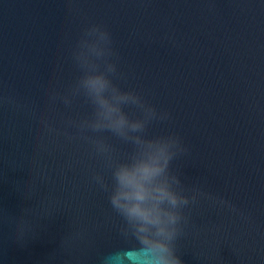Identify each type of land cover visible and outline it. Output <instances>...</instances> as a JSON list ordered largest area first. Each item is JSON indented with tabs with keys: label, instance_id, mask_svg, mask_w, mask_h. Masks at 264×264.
Segmentation results:
<instances>
[{
	"label": "water",
	"instance_id": "95a60500",
	"mask_svg": "<svg viewBox=\"0 0 264 264\" xmlns=\"http://www.w3.org/2000/svg\"><path fill=\"white\" fill-rule=\"evenodd\" d=\"M89 23L111 32L126 86L171 113L153 134L189 146L175 163L203 195L183 264H264V0H0V264H99L131 246L89 146L41 123L87 111L53 110L46 93L72 80Z\"/></svg>",
	"mask_w": 264,
	"mask_h": 264
},
{
	"label": "clouds",
	"instance_id": "9594fccd",
	"mask_svg": "<svg viewBox=\"0 0 264 264\" xmlns=\"http://www.w3.org/2000/svg\"><path fill=\"white\" fill-rule=\"evenodd\" d=\"M69 59L74 76L62 89L46 93L48 104L53 110L62 105L66 112L77 106L87 111L60 113V128L47 119L41 123L48 134L88 145L90 157L99 164V170H91L90 181L119 218L120 239L131 245L101 256L99 264H183L178 240L203 193L187 187L176 166L190 153L183 138L176 132L153 134L155 126L171 121V113L126 86L105 25H85Z\"/></svg>",
	"mask_w": 264,
	"mask_h": 264
}]
</instances>
